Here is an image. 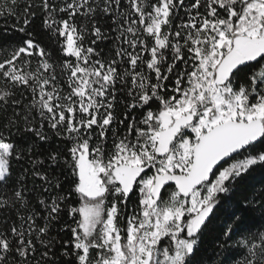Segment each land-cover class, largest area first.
<instances>
[{
	"label": "snow or ice",
	"instance_id": "6c2138e0",
	"mask_svg": "<svg viewBox=\"0 0 264 264\" xmlns=\"http://www.w3.org/2000/svg\"><path fill=\"white\" fill-rule=\"evenodd\" d=\"M0 17V264H203L214 224L218 264H264V0Z\"/></svg>",
	"mask_w": 264,
	"mask_h": 264
},
{
	"label": "trees",
	"instance_id": "16d2710c",
	"mask_svg": "<svg viewBox=\"0 0 264 264\" xmlns=\"http://www.w3.org/2000/svg\"><path fill=\"white\" fill-rule=\"evenodd\" d=\"M23 3L24 0H20L21 7H23ZM14 22V18L0 17V46H15L23 36L22 33L15 30ZM39 24V19L35 20L33 27H35L37 31H39ZM253 179L256 182L264 180V173H254ZM256 215L259 216V212H257ZM218 235L219 231L216 225L210 226L198 246L200 251L197 253V260L202 259L203 264H218L219 260L223 259V256L220 255L221 252H223L224 256L228 255V252L221 248L223 238L217 239Z\"/></svg>",
	"mask_w": 264,
	"mask_h": 264
}]
</instances>
